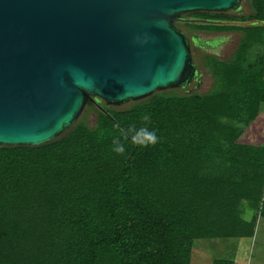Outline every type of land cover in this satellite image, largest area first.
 <instances>
[{"label": "trees", "instance_id": "16d2710c", "mask_svg": "<svg viewBox=\"0 0 264 264\" xmlns=\"http://www.w3.org/2000/svg\"><path fill=\"white\" fill-rule=\"evenodd\" d=\"M249 1L247 18L196 13L255 23L197 25L242 31L230 60L208 61L209 92L153 94L125 110L91 103L92 128L77 122L49 144L0 148V264H190L196 240L254 237L264 145L242 137L264 104V0ZM254 46L263 52L251 60ZM145 114L159 142L114 152L113 137Z\"/></svg>", "mask_w": 264, "mask_h": 264}, {"label": "water", "instance_id": "95a60500", "mask_svg": "<svg viewBox=\"0 0 264 264\" xmlns=\"http://www.w3.org/2000/svg\"><path fill=\"white\" fill-rule=\"evenodd\" d=\"M242 0H0V148L49 144L93 97L108 106L188 85L177 22Z\"/></svg>", "mask_w": 264, "mask_h": 264}, {"label": "rangeland", "instance_id": "374dc122", "mask_svg": "<svg viewBox=\"0 0 264 264\" xmlns=\"http://www.w3.org/2000/svg\"><path fill=\"white\" fill-rule=\"evenodd\" d=\"M244 17H249L254 14L253 8L251 7L249 0H242L240 3V8L238 12L230 11L226 14L234 17L238 13ZM183 19H197L199 17L196 16V13L186 14L182 16ZM249 21V20H247ZM181 30L185 33H190L191 31L198 32L202 37L205 36V30L207 28H199L197 25H181ZM214 29V28H211ZM230 30L227 32L230 36H232L233 41L226 46V49L231 53H224V58H221L223 61H228L231 59L234 51L238 47V39L242 34L240 29ZM263 52V47L254 46L252 47L250 53V59L252 60L255 55ZM202 52L199 49L193 51V62L198 68H202L204 71V83L200 89L193 90V85L189 87H180L175 89H165L162 91H158L154 94L159 95H170V94H185V91L191 89L192 92H197L200 94L207 93L211 90V88L215 84L214 76L210 70L208 62L203 66L202 64ZM190 92V93H192ZM147 99V98H146ZM145 100V99H143ZM139 101H129L123 103L120 106H111L118 110H125L132 107L135 103ZM102 103L106 105L103 101L93 97L91 101H88L85 105L81 115L79 116L77 122L84 123L88 127L92 128L96 124L97 116L96 111L93 107L89 106V104L93 103ZM260 115L256 119V121L250 124V135L246 139L242 137V140H247L248 143L253 145H264V104L260 108ZM236 125L235 123H232ZM242 127V126H241ZM248 128V127H247ZM247 128L244 129L247 130ZM245 135V133L243 134ZM250 212H246L244 215L245 218H248ZM213 259H227L235 261V264H264V219H258L256 230L254 237L251 239H211V240H196L193 243L192 253H191V262L190 264H210ZM240 261V262H239Z\"/></svg>", "mask_w": 264, "mask_h": 264}, {"label": "flooded vegetation", "instance_id": "af4514ba", "mask_svg": "<svg viewBox=\"0 0 264 264\" xmlns=\"http://www.w3.org/2000/svg\"><path fill=\"white\" fill-rule=\"evenodd\" d=\"M239 8L237 10H234V11L238 12ZM240 14L241 13L239 12L235 16H238V17L242 16ZM187 20L212 21V22L221 23L217 26H229L230 25V26H237V27H243V28L249 27V26H252L255 24L254 21H233V22H227L226 21V22H223V21H218V20L200 19V18L187 19ZM182 24L209 25V24H203L201 22L200 23L199 22H197V23H184V22H182ZM178 29L180 32H182L185 35V37L187 39V42L189 44L191 54H192V60H193V51H195L196 49H199L202 52V60H203L202 64H203V66L209 60H216L219 62H227V61L221 60V58H224V56H223L224 53H226V54L231 53V52H229V50L226 49V46H228V44H230L233 41L232 36L227 34V32L230 30L208 29V30H205V36L202 37L196 31H191L190 33H185L181 30V28H178ZM232 32H234V30ZM241 37H242V34L239 36L238 42L240 41ZM238 45H239V43H238ZM236 50L234 51V53L236 52ZM193 64H194V62H193ZM195 67H196V74H195L194 79L188 85H186L184 87H189V86L193 85V90L197 91L198 89H200V87H202V85L204 83L205 73L202 70V68H198L196 65H195ZM184 87H182V88H184ZM193 90L189 89V90L185 91V93H190Z\"/></svg>", "mask_w": 264, "mask_h": 264}, {"label": "clouds", "instance_id": "9594fccd", "mask_svg": "<svg viewBox=\"0 0 264 264\" xmlns=\"http://www.w3.org/2000/svg\"><path fill=\"white\" fill-rule=\"evenodd\" d=\"M150 124L151 117L145 114L142 117V123L139 127H137L136 123L128 125L119 135L113 137L112 150L117 154H124L126 151L125 144L129 141L142 148L157 144L159 142V137L155 129L149 128Z\"/></svg>", "mask_w": 264, "mask_h": 264}, {"label": "crops", "instance_id": "0c3cea01", "mask_svg": "<svg viewBox=\"0 0 264 264\" xmlns=\"http://www.w3.org/2000/svg\"><path fill=\"white\" fill-rule=\"evenodd\" d=\"M259 113H260V111H259ZM260 114H258V116H259ZM258 118V117H257ZM256 121V120H255ZM250 128H251V126H249L248 128H247V130H245L246 132H244L245 133V138L247 139L248 137H249V135H250ZM246 142L248 143V141L246 140ZM248 144H251V143H248ZM253 145V144H252ZM214 260V259H213ZM212 260V261H213ZM225 260H227V259H225ZM212 261H211V263L210 264H212ZM231 261V260H230ZM191 262V261H190ZM232 262L235 264V261H233L232 260ZM240 262V261H239Z\"/></svg>", "mask_w": 264, "mask_h": 264}]
</instances>
